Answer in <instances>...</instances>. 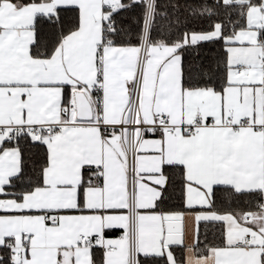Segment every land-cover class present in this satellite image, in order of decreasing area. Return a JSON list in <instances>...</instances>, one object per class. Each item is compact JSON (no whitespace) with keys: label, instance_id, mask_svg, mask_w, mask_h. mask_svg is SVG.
<instances>
[{"label":"snow or ice","instance_id":"snow-or-ice-1","mask_svg":"<svg viewBox=\"0 0 264 264\" xmlns=\"http://www.w3.org/2000/svg\"><path fill=\"white\" fill-rule=\"evenodd\" d=\"M159 7L0 0V264H264V0L187 5L208 28L174 38ZM205 43L222 60L186 67Z\"/></svg>","mask_w":264,"mask_h":264},{"label":"trees","instance_id":"trees-1","mask_svg":"<svg viewBox=\"0 0 264 264\" xmlns=\"http://www.w3.org/2000/svg\"><path fill=\"white\" fill-rule=\"evenodd\" d=\"M125 3L128 0H124ZM159 10L161 12L167 11L170 19L169 21L158 18V24L160 25V34L161 36L175 37L177 32L182 33L184 30H202L207 29L209 21L206 18L194 17L189 11L186 10L187 5H197L203 0H157ZM211 2V0H209ZM179 5V9L174 10L171 5ZM167 6V7H165ZM141 9L138 6H135L121 14V19L123 25L128 30L129 34L135 40V35L139 30L140 25L137 23V20L140 18ZM71 14H67V17H70ZM66 17V23L68 19ZM155 35V33H154ZM37 38L44 42L51 39V29L46 24L38 25ZM159 38V37H158ZM223 58V47L221 43H205L201 44L197 48L189 49L184 53V62L186 67L190 64H211L213 67L216 66V63ZM222 66V65H221ZM21 147L23 148V160H24V171L25 179L27 176L33 173L35 168H38L39 162L41 159V150L35 147H30L27 143L21 142ZM247 197H229L227 193L221 192L218 193V205L222 209H231V208H247L248 204L246 203ZM175 203V201H173ZM111 234H117V232H111ZM217 234L215 229L209 230V239H212L213 236ZM148 259L141 256V260L144 264H148Z\"/></svg>","mask_w":264,"mask_h":264},{"label":"crops","instance_id":"crops-1","mask_svg":"<svg viewBox=\"0 0 264 264\" xmlns=\"http://www.w3.org/2000/svg\"><path fill=\"white\" fill-rule=\"evenodd\" d=\"M113 232H117V234H111V235H109V236H110L111 238H118L119 235H120V231H119V230H115V231H113ZM95 257H96L97 261H99V260L101 259V257H102V253L99 252V251L95 252Z\"/></svg>","mask_w":264,"mask_h":264}]
</instances>
